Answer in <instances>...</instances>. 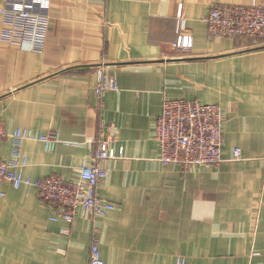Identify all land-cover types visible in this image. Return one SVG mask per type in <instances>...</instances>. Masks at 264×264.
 <instances>
[{"label": "crops", "instance_id": "crops-1", "mask_svg": "<svg viewBox=\"0 0 264 264\" xmlns=\"http://www.w3.org/2000/svg\"><path fill=\"white\" fill-rule=\"evenodd\" d=\"M14 1L0 0V9ZM253 1H17L46 11L49 24L41 52L0 40V120L8 132H57L60 140L51 151L25 141L23 174L76 179L100 134L122 157L103 162L108 175L97 194L114 209L96 218L52 221L35 193L2 184L0 264H89L93 237L104 264H173L179 256L187 264L264 263V49L211 39L205 23L216 4ZM179 11L193 38L183 55L172 48ZM99 71L119 85L100 101ZM175 98L220 106L222 162L183 169L158 160L154 126L163 101ZM11 148L3 140L0 158Z\"/></svg>", "mask_w": 264, "mask_h": 264}, {"label": "built area", "instance_id": "built-area-1", "mask_svg": "<svg viewBox=\"0 0 264 264\" xmlns=\"http://www.w3.org/2000/svg\"><path fill=\"white\" fill-rule=\"evenodd\" d=\"M17 1L0 9V40L12 46L26 45L34 52H41L46 41L49 16L46 11L34 12L18 7ZM205 23L211 39H244L249 41L252 49H264V5L255 0L249 6L216 4L205 17ZM176 33L177 39L172 48L183 55L191 50L193 38L186 32L181 11L177 14ZM117 90V81L99 71L94 87L98 101L106 92ZM224 120L225 115L217 103L184 98L165 99L154 126L158 160L183 169L222 162L220 151ZM6 138L11 139L12 148L8 159L0 158V186L9 184L15 189L23 188L26 193H35L51 206L50 220L71 222L77 215L96 218L114 209L111 202L97 194L99 182L108 175L103 162L122 157V149L116 150L109 137L100 134L92 159L81 162L79 175L73 180L54 174L32 179L23 174L22 169L28 163L22 154V144L36 141L43 144L46 151H51L60 142L57 132L41 134L28 128H15L8 132L0 120V143ZM232 157L234 160L241 158L239 148H234ZM4 196L5 192L0 189V201ZM89 264H104L96 237L90 243ZM173 264H187V261L179 256Z\"/></svg>", "mask_w": 264, "mask_h": 264}]
</instances>
